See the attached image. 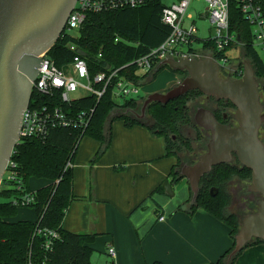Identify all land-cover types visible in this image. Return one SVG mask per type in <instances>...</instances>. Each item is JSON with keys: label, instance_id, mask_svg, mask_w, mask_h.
I'll return each mask as SVG.
<instances>
[{"label": "trees", "instance_id": "trees-1", "mask_svg": "<svg viewBox=\"0 0 264 264\" xmlns=\"http://www.w3.org/2000/svg\"><path fill=\"white\" fill-rule=\"evenodd\" d=\"M242 2L243 0H229L230 30L236 38L223 52L211 54L215 47L214 40L198 42L203 45V53L213 55L219 61L226 59L229 63L234 59L230 58L228 51L240 47L244 60L251 63L260 83V90L264 94V56L255 45L254 26L244 13ZM252 3L260 6L264 17V0H252ZM163 8L162 0H153L137 7L88 13L82 27L74 31L64 30L48 54L59 68H66L75 56H81L92 77L99 72L119 69V77H125L139 86L149 83L167 67L156 71V64L150 72L141 74L137 64L132 62L159 46L169 36L171 28L162 21ZM244 60L231 65L234 77L243 74ZM172 71L188 75L186 71ZM200 95H203L201 91L191 90L167 103L152 102L147 108L146 117L152 120L148 123L146 118L139 119L130 112H140L144 97L126 99L119 103L113 95L112 86L99 98L96 94H87L69 102L62 99L59 91L42 93L34 89L32 106L59 107L74 119V123L53 127L44 137L22 138L15 147L11 160L13 165L8 170L17 179H4L0 189V264H93V244L98 233L74 232L63 226L67 211L76 199L74 163L82 140L90 137L100 143L91 160L93 165L110 148L113 122L122 121L128 128L135 125L148 128L154 136L164 139V157L175 159L166 178L175 187L182 180H187L181 175V168L187 163H194L186 155L187 152L194 151L193 140L183 133V129H196L198 138L202 141L201 149H207L211 137L210 132L195 123L190 106V102ZM219 102L222 106L235 110L231 101ZM81 115H86L87 123L84 125L79 122ZM215 115L218 120L221 119L220 113ZM232 118L230 116L229 121ZM222 121L230 124L228 120ZM261 131L260 136L264 141V125ZM69 162L73 164L72 167L68 166ZM251 176V170L243 166L235 156L232 162L216 165L202 177L200 192L194 203L190 189L189 198L177 208V211L190 215H194L198 209H204L230 229L231 246L210 264H235L242 253L241 251L228 263L242 219L246 214L257 210V199L254 194H247V204L244 206L247 209L246 214H242V211H228L232 200L228 185L236 178L241 182H250ZM38 180L48 182L40 187L33 186V182ZM212 188L217 189V194L211 193ZM155 193L167 194L163 182L153 190L152 195ZM26 196L33 200L23 204ZM143 203L144 201L137 207ZM22 207L33 208L36 219H17ZM48 231L58 233L49 249L46 248V242L51 238ZM261 243H264V239H253L245 249ZM150 264L164 263L157 260Z\"/></svg>", "mask_w": 264, "mask_h": 264}, {"label": "water", "instance_id": "water-1", "mask_svg": "<svg viewBox=\"0 0 264 264\" xmlns=\"http://www.w3.org/2000/svg\"><path fill=\"white\" fill-rule=\"evenodd\" d=\"M77 0H0V189L15 147L21 140L23 115L30 106L33 82L44 60L43 53L55 45L66 28ZM239 77H222L221 65L210 56L163 59L156 69L167 67L186 71L188 75L166 92H151L144 99L140 112L130 110L137 118L147 116L152 102L167 103L191 90H199L217 100L231 101L235 106V126L220 122L214 112L200 107L195 123L210 131L207 150L194 164H185L181 175L188 182L194 203L200 192L202 177L212 168L229 163L235 154L239 162L251 170L248 191L262 197L258 209L246 214L235 238L228 263L256 238L264 239V141L260 132L264 125V103L260 83L248 60ZM128 112V111H127ZM169 196L175 190L169 179L164 181ZM211 193L217 194L212 188Z\"/></svg>", "mask_w": 264, "mask_h": 264}, {"label": "crops", "instance_id": "crops-1", "mask_svg": "<svg viewBox=\"0 0 264 264\" xmlns=\"http://www.w3.org/2000/svg\"><path fill=\"white\" fill-rule=\"evenodd\" d=\"M112 127L110 148L93 165L100 143L85 137L79 146L74 163L76 199L63 226L74 232H97L107 249L111 245L117 251L111 264L216 261L232 244L230 229L204 209L194 215L177 211L189 198L190 186L175 200L168 194L152 195L175 163L164 157V139L146 127L128 128L119 120ZM165 161L167 167L160 169L159 162ZM235 264H264V243L244 249Z\"/></svg>", "mask_w": 264, "mask_h": 264}, {"label": "built area", "instance_id": "built-area-1", "mask_svg": "<svg viewBox=\"0 0 264 264\" xmlns=\"http://www.w3.org/2000/svg\"><path fill=\"white\" fill-rule=\"evenodd\" d=\"M151 1L153 0H77L68 18L65 30L74 31L80 29L88 13L137 7ZM193 1L171 0L168 4L163 1L162 21L171 28V32L159 46L132 62L137 64L141 74L150 72L155 68L156 64H159L167 57L201 59L210 56L214 58L213 55L202 52V44L199 47H195L198 40L211 39L215 41V47L212 49L211 54L223 52L234 41L236 35L230 30L229 0H204L206 8L197 19H208L210 22L209 30L213 31L212 34L205 37H201L198 34L199 28L196 20L193 14L189 12ZM242 8L254 26L255 45L264 56V17L261 8L257 4L252 3V0H243ZM40 58L44 62L42 67H39L38 76L33 82V90L36 89L42 93L59 91L62 99L67 102L78 98H71L70 95L72 93L82 91L85 93L84 95L96 94L99 98L109 86H112L113 95L123 100L136 99L140 96V86L125 77H119V69L111 72H99L92 77L86 61L81 56H75L74 60L66 68H59L48 52L41 54ZM215 60L221 65V72L225 74L233 73V67L229 65L226 59ZM98 85H101V87L99 88ZM85 116H80V125L87 123ZM72 123H74V119L67 116L59 107H35L30 103L23 115L20 136L21 139L25 137H44L51 128L69 126ZM11 160L3 180L17 179V176L8 170L9 166L13 165ZM68 166L72 167L73 164L69 162ZM31 200H33L32 197L26 196L23 204H28ZM159 219H164V216H160ZM48 234L51 238L46 242L47 249L51 248L53 239L58 237L56 231H48ZM108 252L113 258L117 255L114 246L110 245Z\"/></svg>", "mask_w": 264, "mask_h": 264}, {"label": "rangeland", "instance_id": "rangeland-1", "mask_svg": "<svg viewBox=\"0 0 264 264\" xmlns=\"http://www.w3.org/2000/svg\"><path fill=\"white\" fill-rule=\"evenodd\" d=\"M166 4L170 3L171 0H163ZM206 8V4L204 0H194L191 4V7L189 9V12L193 14L196 24L199 28L198 34L201 37L208 36L213 33V31L209 30L210 22L208 19H197L200 15V13L204 12ZM201 46V43L198 42L195 44V47ZM229 56L231 59H234L233 62L229 63V65L236 64L239 60H244L243 53L241 51V48H232L228 51ZM237 58V59H235ZM183 78H185V75L174 72L169 68H165L162 70L157 78L154 81H151L149 83H144L140 85V96L137 97L136 99H140V97H144V99L147 97V95L151 92L155 91H167L171 87L179 84ZM157 89V90H156ZM155 90V91H154ZM85 93L82 92H75L70 95L71 98L79 97L84 95ZM116 100L119 103H123V99L116 97ZM261 100L264 102V94L261 92ZM195 102V103H194ZM191 103L192 110H196L198 107L205 106V107H215L216 103L212 99H207L206 96L199 97L196 101ZM193 111V112H194ZM235 110L232 108H229V113L233 114ZM146 120L148 123H151L152 120L149 117H146ZM140 126V125H139ZM183 133L187 136H189L192 140V146L194 148V151L187 152L186 155L189 160L196 162L199 159V156L203 153H205L204 148L201 149L200 147L202 146V141L198 138V132L196 131L195 128L193 127H186L183 129ZM262 133V131H261ZM211 136V135H210ZM166 160V159H164ZM168 161V160H167ZM167 161L160 163L159 166L160 169L165 166L167 167ZM166 180L163 179L162 182ZM48 181L46 180H38L33 182V186L35 187H40L42 185H45ZM250 182H241L237 178L231 181L228 185V191L231 195V203L229 205L228 211H242V214L247 213V209L244 208L245 205H243V201L246 200V196L248 194V184ZM189 189V184L187 180H182L179 184H177L174 187L175 194L174 196H170L171 200H175V197H179L181 194L180 192ZM177 197V198H178ZM183 203V202H182ZM36 212L33 208L31 207H22L20 208L18 212L17 219H30V220H35L36 219ZM160 218V216H159ZM158 218V219H159ZM101 237V236H98ZM96 238V241L94 242V247L95 251L93 254V264H111V262L114 260L112 256L108 254V249L104 245V240H101L99 238Z\"/></svg>", "mask_w": 264, "mask_h": 264}, {"label": "flooded vegetation", "instance_id": "flooded-vegetation-1", "mask_svg": "<svg viewBox=\"0 0 264 264\" xmlns=\"http://www.w3.org/2000/svg\"><path fill=\"white\" fill-rule=\"evenodd\" d=\"M221 75H222V77H227V76H231V77H234L233 76V74L232 73H228V74H225L224 72H221ZM186 77V76H185ZM184 79V78H183ZM166 92V91H165ZM203 94V93H202ZM202 96H206V98L207 99H212L215 103H216V106L215 107H206V108H208V109H210V110H212L213 112H214V114H219L220 113V122H222L223 123V121L222 120H228L229 121V117L230 116H233V118L232 119H230V124L228 123V126H235L236 124H237V122H236V120H235V118H234V113H233V115H231L230 113H229V108L227 107V106H222V104L219 102V101H221V100H217L215 97H212V96H207V95H205V94H203V95H200V96H198L197 98H195L193 101H191L190 102V106H191V103L192 102H194V101H196L199 97H202ZM195 103V102H194ZM201 107H205V106H201ZM191 108H192V106H191ZM200 107H198L194 112H193V116H195V113L197 112V110L199 109ZM193 109V108H192ZM218 119V118H217ZM200 127V126H199ZM200 128H202V127H200ZM202 129H204V128H202ZM204 130H206V129H204ZM206 131H208V132H210L209 130H206ZM211 135V134H210ZM236 155L234 154L233 155V160H234V157H235ZM200 157V156H199ZM232 160V161H233ZM231 161V162H232ZM197 162V161H196ZM195 163V162H194ZM194 163H192V164H194ZM188 164V163H187ZM250 184V183H249ZM248 184V185H249ZM247 189H248V187H247ZM248 193H251V194H254L255 196H256V199L258 200L260 197H262L260 194H258V193H252V192H249L248 191ZM257 202V201H256ZM243 205H246L247 204V200H244L243 201ZM257 205H258V203H257ZM257 209H258V206H257Z\"/></svg>", "mask_w": 264, "mask_h": 264}]
</instances>
